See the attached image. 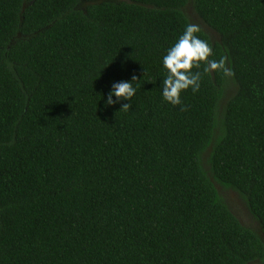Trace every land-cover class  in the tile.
Masks as SVG:
<instances>
[{
    "label": "trees",
    "instance_id": "16d2710c",
    "mask_svg": "<svg viewBox=\"0 0 264 264\" xmlns=\"http://www.w3.org/2000/svg\"><path fill=\"white\" fill-rule=\"evenodd\" d=\"M96 1L0 0V264H264V0ZM187 6L231 75L193 68L180 111L159 84Z\"/></svg>",
    "mask_w": 264,
    "mask_h": 264
},
{
    "label": "clouds",
    "instance_id": "9594fccd",
    "mask_svg": "<svg viewBox=\"0 0 264 264\" xmlns=\"http://www.w3.org/2000/svg\"><path fill=\"white\" fill-rule=\"evenodd\" d=\"M196 31L195 26L187 25L161 59L162 68L166 73L159 84L161 98L173 107L180 106V111H187V108L182 104L181 93L189 89L192 93H196L200 89L201 73L193 72V68L199 69L204 64L206 73L220 70L225 75H231L230 70L225 67L223 59L219 61L209 59L212 49L204 40L194 34ZM134 81H139L136 76H132L128 81L112 82L105 100L106 106L128 101L120 108V110L128 111L132 106L131 100L137 92V86L133 84Z\"/></svg>",
    "mask_w": 264,
    "mask_h": 264
},
{
    "label": "rangeland",
    "instance_id": "374dc122",
    "mask_svg": "<svg viewBox=\"0 0 264 264\" xmlns=\"http://www.w3.org/2000/svg\"><path fill=\"white\" fill-rule=\"evenodd\" d=\"M83 7L84 4L82 3ZM81 7V8H83ZM185 14L188 17L190 23L196 27H200L201 29H204L206 33L210 35L211 38L215 39L216 35L213 34L207 26L204 25V23L201 21V19L193 12V9L190 6H187L185 8ZM232 93V90H230L228 96H230ZM205 158V157H204ZM204 168L207 169L206 164L203 162ZM216 189L218 190L219 194L223 198L225 204L227 205L228 209L232 212V214L239 220V222L260 234V229L258 223L253 219V217L249 214L244 202L241 200V198L232 191H228L225 189H221L219 186L215 185Z\"/></svg>",
    "mask_w": 264,
    "mask_h": 264
},
{
    "label": "water",
    "instance_id": "95a60500",
    "mask_svg": "<svg viewBox=\"0 0 264 264\" xmlns=\"http://www.w3.org/2000/svg\"><path fill=\"white\" fill-rule=\"evenodd\" d=\"M109 1H113V0H99V1H96V2H83L84 4H86V5H89V4H95V3H100V2H109ZM120 1H124V2H126V3H131V2H129L128 0H120Z\"/></svg>",
    "mask_w": 264,
    "mask_h": 264
}]
</instances>
